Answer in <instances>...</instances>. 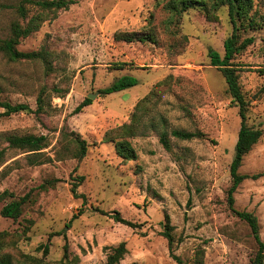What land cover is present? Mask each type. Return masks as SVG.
<instances>
[{"label": "rangeland", "instance_id": "obj_1", "mask_svg": "<svg viewBox=\"0 0 264 264\" xmlns=\"http://www.w3.org/2000/svg\"><path fill=\"white\" fill-rule=\"evenodd\" d=\"M167 1L72 0L16 46L45 50L46 68L40 60L8 62L0 56L1 100L33 109L42 85L66 90L49 98L38 116L19 112L0 117V148L5 150L0 192L29 197L16 220L0 216V230L32 221L16 250L9 249L12 264H20L17 252L43 260L28 264H59L63 245L68 258L78 257L76 264H101L108 248L120 241L126 251L116 264H175L159 234L164 214L173 226L175 255L189 260L199 253L200 264H248L255 243L225 202L239 128L237 106L207 56L208 49L222 54V40L230 31L226 10L220 7L209 19L198 5L171 14L164 7ZM14 2L0 0L2 37L16 17ZM251 11L258 24L243 30L241 37L252 41L232 64L247 100L245 122L264 135V0H252ZM137 31L150 33L152 40L113 38L114 32ZM122 75L135 77L137 83L98 94ZM163 79L167 85L150 96L141 135L129 138L137 158L120 160L111 144L100 142L104 130L128 122L134 104ZM88 94H93L90 103L74 112ZM172 129L201 135L180 140L170 135ZM60 130L78 133L88 143L80 161L57 158L62 153ZM161 130L168 148L158 140ZM10 133L44 135L42 162L28 164L27 152L7 148L2 136ZM238 172L262 173L240 182L233 206L257 217L264 241L263 138L242 157ZM76 176L82 179L72 194ZM9 199H0V207ZM114 212L136 226L115 221ZM42 244L47 246L44 256Z\"/></svg>", "mask_w": 264, "mask_h": 264}, {"label": "trees", "instance_id": "obj_2", "mask_svg": "<svg viewBox=\"0 0 264 264\" xmlns=\"http://www.w3.org/2000/svg\"><path fill=\"white\" fill-rule=\"evenodd\" d=\"M72 0H15L12 5L13 11L16 15L12 19L7 28L6 35L0 36V56L8 62L40 60L45 68L48 65L46 58V51L43 49L21 51L17 49V44L20 38L35 32L40 25L46 21L53 19L59 10L67 9ZM198 5L200 10L204 13L205 18L209 19L213 11L220 7H225L226 18L230 25V31L222 40V54L220 55L213 49H208L207 56L209 65L214 66L221 74L226 85V92L231 101L237 106V114L239 117V128L237 130L236 139L233 145L232 158L228 164L229 184L225 189V202L228 210L239 220L243 221L250 232V235L255 243V249L252 256L248 260V264H263L264 261V241L259 236V225L257 217L250 211L237 210L233 206V193L240 182L245 178H256L262 173L243 174L238 172V167L241 164L242 157L248 152L251 146L260 138L264 139V135L258 128L250 127L245 122V110L247 107V100L243 97L237 81L236 68L233 67L232 59L239 54L251 41V37H241V32L246 28H254L258 21H256L252 9V0H168L164 7L169 10L171 14H178L181 11ZM214 17V15H213ZM113 38L123 41H146L152 40L150 33L137 32H114ZM264 72V69L263 71ZM137 83V79L131 75H122L116 78L108 86L99 88L97 90L100 95H107L112 92H117L131 87ZM160 85H167L164 79L157 82L156 86L146 95L141 97L133 106L129 115L128 122L120 123L114 127L104 130L101 136V143H109L112 146L114 154L122 161L135 160L137 154L130 144L129 138L136 135H141L140 128L144 125L143 117L149 109L150 96L155 89ZM264 88V82L262 84ZM66 90L58 89L55 86L48 87L42 85L39 87L35 95V107L32 109L26 103H10L6 100L0 99V117L12 113L26 112L33 113L38 116L44 111L45 105H48L47 100L54 95H63ZM46 99V100H45ZM90 103V99L84 97L78 105L74 108V112L80 110L81 107ZM170 135L180 140H189L201 135L198 131H188L183 129H172ZM60 140L62 143V153L57 155L58 159L67 156L80 161L88 147V143L78 133L73 131H59ZM7 148L17 149L27 152L25 160L28 164H38L42 162L39 158L41 149L47 145L46 137L44 135L35 134H6L2 136ZM158 140L163 147L168 148L166 140V131L158 132ZM5 150L0 148V165L5 160ZM82 176H76L74 182L71 183L70 192L75 194V189L81 181ZM48 183V182H47ZM53 183V179L50 180ZM40 188H44L40 184ZM8 196L10 199L0 207V216L16 220L22 213L23 205L29 201L28 194L14 197L6 190L0 192V199ZM112 218L122 224L130 227L136 225L129 220H126L114 212ZM32 221L25 219L19 227L14 230H0V264H12L13 257L9 249L16 250V243L19 239L25 236L29 230ZM173 226L169 222L166 214L163 215L161 221L160 235L166 240V247L169 256L173 259L175 264H200L201 255L195 254L192 259H182L173 253ZM42 255L47 252L46 244L40 245ZM126 249L124 242L120 241L115 246H110L105 255V260L101 264H116L125 253ZM20 264L41 263V258L27 257L25 254L18 253ZM78 257L76 255L68 258L66 253V245H63L62 256L59 259V264H76Z\"/></svg>", "mask_w": 264, "mask_h": 264}, {"label": "water", "instance_id": "obj_3", "mask_svg": "<svg viewBox=\"0 0 264 264\" xmlns=\"http://www.w3.org/2000/svg\"><path fill=\"white\" fill-rule=\"evenodd\" d=\"M93 94H88L86 97L91 98Z\"/></svg>", "mask_w": 264, "mask_h": 264}]
</instances>
